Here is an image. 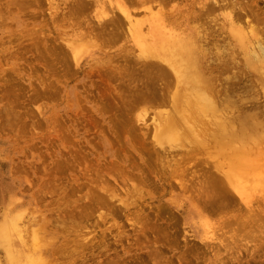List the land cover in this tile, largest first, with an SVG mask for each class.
<instances>
[{"label":"rangeland","instance_id":"1","mask_svg":"<svg viewBox=\"0 0 264 264\" xmlns=\"http://www.w3.org/2000/svg\"><path fill=\"white\" fill-rule=\"evenodd\" d=\"M13 1L0 0V231L10 225L26 253L37 240L46 264H176L184 244L198 235L194 227L209 224L219 255L213 264H236L237 255L250 264L246 255L264 235L263 202L253 201L256 216L193 215L178 189L164 187L150 119L166 110L161 98L170 88L160 81L153 89L157 99L136 103L129 93L148 89L140 71L123 63L136 59L131 52L105 57L94 47L74 68L61 45L71 32L80 36L93 27L92 14L72 17L65 7L49 16L44 5L24 9ZM245 2L246 12L261 20L251 25L263 29L264 0ZM212 5L163 0L133 15L157 12L165 24L180 17L167 27L173 34L189 35L199 52L210 47L225 57L226 44L216 43L230 38L233 49L230 36L248 29L236 22L235 9ZM79 41L105 46L95 34ZM51 80L66 82L65 91H49L43 82ZM9 263L0 246V264Z\"/></svg>","mask_w":264,"mask_h":264},{"label":"bare ground","instance_id":"2","mask_svg":"<svg viewBox=\"0 0 264 264\" xmlns=\"http://www.w3.org/2000/svg\"><path fill=\"white\" fill-rule=\"evenodd\" d=\"M14 2L24 9L44 5L49 16L62 14L65 7L72 17L92 14L95 25L79 33L80 36L71 32L61 45L71 56L74 68H80L81 61L92 56L94 47L98 48L95 54L105 57L121 55L122 50L131 52L136 59H124L123 63L129 71H140L139 77L149 90L129 93L136 103L157 99L154 92L158 89H153L160 81L164 82V88H170L168 96L161 95L166 110H158L150 119V141L158 149L155 156L164 171V187L168 191H180V197L186 198L188 213L258 214V204L255 207L253 201L264 203V28L251 25L261 20L251 11L246 12V5L249 6L245 0H227L226 4L223 1L225 5L212 0V10L229 7L227 10L231 8L234 12L235 9L236 22L243 21L248 29V32L236 31L230 36L233 49L231 43L227 44L230 38L216 43L226 44L223 46L225 57H221L220 52L214 55L215 49L210 51V47L204 49L208 52H199L189 35L173 34L167 27L180 17L169 18L165 24L157 12H150L143 19L133 15L135 9H150L163 0ZM72 29L74 31L73 26ZM92 34L102 38L106 47L79 41ZM61 66L66 68L64 64ZM43 85L58 94L67 83L51 80L44 81ZM205 229L194 227L198 235L184 244L185 249L175 256L176 264H213L217 260L216 247L210 244L214 234L209 224ZM250 238L253 241L250 236L246 242H250ZM0 246L5 249L9 264L45 263L39 253L42 244L34 239L33 253L28 247L26 253L23 237L14 234L10 225H4L0 231ZM252 249L253 252L246 255L251 260L248 263L264 264V235L258 237ZM209 257L215 259L208 262ZM236 258V264L245 263L244 255Z\"/></svg>","mask_w":264,"mask_h":264}]
</instances>
